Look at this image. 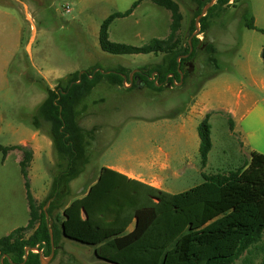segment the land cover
<instances>
[{
  "label": "rangeland",
  "instance_id": "obj_1",
  "mask_svg": "<svg viewBox=\"0 0 264 264\" xmlns=\"http://www.w3.org/2000/svg\"><path fill=\"white\" fill-rule=\"evenodd\" d=\"M137 1L0 0L4 19V22L0 21V146L18 144L27 137L21 130L20 134L15 132L18 128H28L37 134L36 140L26 147L34 148L36 152L28 172L29 189L38 204L45 203L58 171L54 148L49 144L50 124L39 117L38 112L48 96L47 90L65 87L70 75L77 71L94 69L105 72L123 67L125 73L132 75L137 68L153 69L163 63L162 59H170L164 53L111 54L102 50L100 30L104 20L116 12L128 11ZM176 1L184 16L178 34L180 45L186 47L195 37L200 41L197 49L193 47L194 58L190 59L197 83L193 86L178 84L175 89L158 91L149 79L142 76L144 82L138 80L130 89L128 82L123 87L111 86L106 80L99 87L97 85L79 107V124L92 133L87 146L89 163L84 168L87 182L70 188L66 204L71 202V192L87 188L95 171L111 158L106 150L113 141L138 130L139 125L149 119L183 110L201 84L217 72L245 82L243 74L250 69L259 86L253 88L258 105L242 120L241 135H236L245 143L242 150L229 133L228 124L221 116L214 115L215 153H219L226 142L230 153H235L236 168L245 164L251 151L264 154V61L261 55L264 34L247 28L243 20L245 11L249 10L253 15L255 5L260 6L261 1L229 0L228 4L214 11L203 33H200V23L196 27L200 15H196L199 10L197 0ZM210 1L203 0L206 5L202 10ZM216 2L214 0L213 5ZM194 24L196 29L192 31ZM263 24L260 23L261 28H264ZM170 25L171 12L168 9L150 0H141L132 14L111 22L109 41L141 47L154 38H167ZM197 29L199 32L195 33ZM18 30L21 32V46ZM211 48L214 51H208ZM209 59H215V62ZM219 87L208 85L211 97ZM251 121L253 127L249 126ZM252 130V136L245 134ZM30 132L28 136H31ZM15 151L5 154L0 150V237L27 225L30 219L26 180L18 161L19 150ZM62 209L53 212L52 232L54 225L60 228ZM57 242L52 258L42 252L44 264H113L98 259L92 246L62 235L58 236ZM246 258L250 260L246 262ZM263 260L264 253L252 250V254L244 255L235 264H262Z\"/></svg>",
  "mask_w": 264,
  "mask_h": 264
},
{
  "label": "trees",
  "instance_id": "obj_2",
  "mask_svg": "<svg viewBox=\"0 0 264 264\" xmlns=\"http://www.w3.org/2000/svg\"><path fill=\"white\" fill-rule=\"evenodd\" d=\"M140 1L128 11L116 12L104 20L100 30L102 50L111 54L164 53L170 59H162L163 63L147 71V77L157 72L150 80L151 85L158 91L163 90L168 87L159 84H163L167 75H173L169 83L173 79L180 83L181 74V84L186 85L187 74L182 63L190 59L177 61V58L188 54L191 47L189 42L186 47L180 45L178 34L184 16L176 0H150L171 12L167 38H154L141 47L109 41L111 22L132 14ZM197 2L196 15H199L206 4L203 0ZM229 2L217 0L200 20V33L206 32L207 21L214 11ZM243 20L247 28L264 34V29L256 27L249 10L243 14ZM195 29L194 24L192 31ZM199 42L195 37L192 46L195 48ZM261 55L264 61V47ZM190 56H194V51ZM209 60L215 62V59ZM79 74L77 71L70 75L65 87L49 88L47 98L38 109L39 117L50 124L49 135L58 161V171L45 201L51 200L47 214L52 220L54 210L63 208L60 228L53 226L56 248L58 236L62 235L92 246L98 259L113 264H235L251 248L264 253V154L256 151L251 153L246 168L228 176H207L203 183L178 194L139 184L141 193L134 191L137 195L131 197L124 186L106 183L110 173L116 174L103 169L99 180L84 197L66 204L70 183L89 163L87 146L92 133L79 124V107L99 83L106 80L111 86L123 87V74L129 76L123 69L109 73L101 70L94 73L93 69ZM135 76L144 82L142 76ZM198 133L201 160L205 164L212 148L208 116L200 123ZM16 149L23 155L19 164L26 180L30 219L25 227L0 237V259L7 255L4 264L22 263L26 247H37L44 256H49L52 249L45 203L38 204L29 189L28 171L34 157L33 149L24 145L0 146L5 154ZM133 220H136L135 228L127 232ZM25 264H42L40 254L29 251Z\"/></svg>",
  "mask_w": 264,
  "mask_h": 264
},
{
  "label": "crops",
  "instance_id": "obj_3",
  "mask_svg": "<svg viewBox=\"0 0 264 264\" xmlns=\"http://www.w3.org/2000/svg\"><path fill=\"white\" fill-rule=\"evenodd\" d=\"M257 1H261V5H255L253 17L256 27L261 28L260 23H264V0ZM2 12L0 8L1 23L4 22L1 15ZM18 35L20 38L18 43L21 46V32L19 30ZM177 61H180V59H177ZM122 69L126 68L122 67ZM148 70L137 68L132 74L133 81L135 75L141 71L147 73ZM110 71L107 70L104 73H109ZM156 75L157 72H153L151 75L152 79ZM172 76L167 75L163 80V84H159V86L163 85L165 87ZM243 76H245L247 83L231 75H223L217 72L203 82L197 92L191 96L183 110L149 119L141 123L138 130L134 129L129 132L128 136H119L106 150L107 153H110L111 158L108 162L102 163L95 171L91 184L87 188L71 192V201L84 197L90 187L99 180L103 169L110 170L116 174L112 175L110 173L106 183H118L126 188L127 194L134 197L137 195L134 191H137L138 194L139 192L141 193L142 187L139 184L148 185L170 194H178L203 183L207 176L216 174L228 176L230 173L246 168L250 161L251 153L255 150L248 154L243 166L236 168L237 166H235L233 159L235 153H230L226 142L220 152L215 153L216 147L213 137L214 115L216 114L221 116L223 121L228 124L229 133L239 142L240 150L244 147V141L236 135H241L243 129L241 127L242 120L252 114L255 106L258 105L253 88H258L259 82L250 69H247L246 74H243ZM127 82L129 84L127 87L130 89L133 82L131 84L129 79H127ZM178 84L181 85V83ZM209 84L220 86L214 97H211V92L207 89ZM100 85L101 83L98 84V87ZM174 87L165 89H175ZM249 87L252 90H249ZM207 116L211 125L212 148L207 155L206 163L203 164L200 154L201 140L198 127ZM249 126L253 127L252 121ZM20 130L27 137L18 144L13 143L8 146H26L31 141L36 140L37 134L34 131L31 133L28 128L27 130L18 128L15 129V132L20 134ZM29 132L31 136H28ZM245 134L252 136L253 130ZM51 142H49L50 145H52ZM9 152L16 151L11 150ZM33 152L34 160L36 154L34 148ZM17 153L20 156L18 157L20 163L22 160L21 151L19 150ZM86 175V171L82 172L78 178L70 183V188H76L80 182L86 183L87 181L84 179ZM135 224L136 220H133L127 232L134 230ZM252 250L255 251V249L251 248L240 258L244 255L252 254ZM248 260L250 259L248 258ZM248 260L246 258V262Z\"/></svg>",
  "mask_w": 264,
  "mask_h": 264
},
{
  "label": "water",
  "instance_id": "obj_4",
  "mask_svg": "<svg viewBox=\"0 0 264 264\" xmlns=\"http://www.w3.org/2000/svg\"><path fill=\"white\" fill-rule=\"evenodd\" d=\"M213 1L214 0H211L207 6L202 10V12L200 13V15L198 16L197 20H196V27L199 25V20L206 14L207 10L213 5ZM199 32V29H197V31L195 33ZM189 44H190V52L189 54L191 53V51L193 50V46H192V41L191 39L189 40ZM183 57V56H181ZM180 67H181V63H179V70H180ZM82 72L79 74V76H81ZM123 78H124V84L127 82V79H129L131 81V84L133 82V78H132V75H129L128 77L126 75H123ZM152 79V78H151ZM183 81V74H181V82ZM51 200H49L46 204V206L44 207V211L46 213V218H47V221L49 223V231H50V236H51V245H52V249H51V254H50V258L53 257L54 255V251H55V246H54V239H53V232H52V229H51V226L53 224V220L49 218L48 214H47V207L48 205L50 204ZM33 250H36L40 256L42 257L41 255V250H39L37 247H26L25 248V259L22 263L20 264H25L26 261H27V258H28V253L29 251H33ZM7 257V255H4L1 257L0 261H1V264H4V258ZM41 263L44 264V262L41 260Z\"/></svg>",
  "mask_w": 264,
  "mask_h": 264
},
{
  "label": "flooded vegetation",
  "instance_id": "obj_5",
  "mask_svg": "<svg viewBox=\"0 0 264 264\" xmlns=\"http://www.w3.org/2000/svg\"><path fill=\"white\" fill-rule=\"evenodd\" d=\"M196 49H197V46H196ZM182 56H183L182 59H193L194 58V56H190L189 53L185 54V55H182ZM192 65H193V63L190 60H187V61L182 63V66H183V68L185 70V73L187 74L186 84H188L190 86H193L194 84L197 83L196 82L197 79H196V77H195V75L193 74V71H192ZM139 75L140 76H145L149 80H151V78H152L151 76L147 77L148 74L145 71H141L139 73ZM138 80H140V79H138V76H135L133 83L137 82ZM165 87L169 88V87H174V86H172L171 83L167 82Z\"/></svg>",
  "mask_w": 264,
  "mask_h": 264
},
{
  "label": "built area",
  "instance_id": "obj_6",
  "mask_svg": "<svg viewBox=\"0 0 264 264\" xmlns=\"http://www.w3.org/2000/svg\"><path fill=\"white\" fill-rule=\"evenodd\" d=\"M66 10H67V12H69V11H70V8H69V6H67V7H66ZM173 80H174V81H172L171 85H172V86H176V85H177V83H178V81H176L175 79H173ZM126 83H127V82H126ZM126 83H125V85H127Z\"/></svg>",
  "mask_w": 264,
  "mask_h": 264
}]
</instances>
